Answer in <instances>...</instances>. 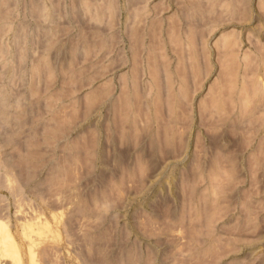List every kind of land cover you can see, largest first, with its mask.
<instances>
[{
	"label": "rangeland",
	"instance_id": "rangeland-1",
	"mask_svg": "<svg viewBox=\"0 0 264 264\" xmlns=\"http://www.w3.org/2000/svg\"><path fill=\"white\" fill-rule=\"evenodd\" d=\"M192 30L0 0V264H264V0Z\"/></svg>",
	"mask_w": 264,
	"mask_h": 264
},
{
	"label": "crops",
	"instance_id": "crops-1",
	"mask_svg": "<svg viewBox=\"0 0 264 264\" xmlns=\"http://www.w3.org/2000/svg\"><path fill=\"white\" fill-rule=\"evenodd\" d=\"M89 3L97 8H124L127 23L148 22L161 25L162 31L157 35H142L146 36L149 42L156 37L158 50L162 47L167 51L189 52L196 49L197 44H206L210 37L207 33L197 35L196 31L192 30L197 24V0H91ZM76 4L78 7L91 5L86 0H76ZM138 6L142 11L140 16L133 14ZM212 45L214 46V43L211 42L210 47Z\"/></svg>",
	"mask_w": 264,
	"mask_h": 264
},
{
	"label": "bare ground",
	"instance_id": "bare-ground-1",
	"mask_svg": "<svg viewBox=\"0 0 264 264\" xmlns=\"http://www.w3.org/2000/svg\"><path fill=\"white\" fill-rule=\"evenodd\" d=\"M260 1H262V0H260ZM225 39H226V38L224 37L223 40H221V41H222V43H221L222 45H226L225 42H224ZM227 39H228V38H227ZM225 41H226V40H225ZM227 41H228V40H227ZM223 42H224V44H223ZM2 228H3V227H2V224H1V226H0V231H2ZM2 232H3V231H2ZM4 235H6V234L4 233ZM5 239H6V237L4 236V238H2V240H5ZM1 245H2V244H1ZM9 245H10V244H9ZM8 247H9V246H8ZM8 247L5 248V252H7V253H8ZM9 249H10L9 252H14V251H13L14 247H11V248H9Z\"/></svg>",
	"mask_w": 264,
	"mask_h": 264
}]
</instances>
